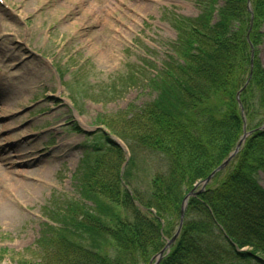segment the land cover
Masks as SVG:
<instances>
[{"label": "trees", "instance_id": "obj_1", "mask_svg": "<svg viewBox=\"0 0 264 264\" xmlns=\"http://www.w3.org/2000/svg\"><path fill=\"white\" fill-rule=\"evenodd\" d=\"M198 2V18L175 19L178 37L165 45L162 65L142 59L154 74L141 69L114 81L108 92L113 97L132 88L156 97L97 118L102 129L87 134L73 175L77 195L68 196L58 218L47 215L40 263L22 257L18 264H150L176 234L185 197L233 152L245 121L248 131L264 125V0L252 2V27L248 0ZM74 131L82 133L78 126ZM111 137L162 159L160 172L151 168L146 190L129 183L137 166L134 151L121 176L126 156ZM260 174L264 130L189 200L181 234L160 264H264Z\"/></svg>", "mask_w": 264, "mask_h": 264}, {"label": "rangeland", "instance_id": "obj_2", "mask_svg": "<svg viewBox=\"0 0 264 264\" xmlns=\"http://www.w3.org/2000/svg\"><path fill=\"white\" fill-rule=\"evenodd\" d=\"M200 12L196 0H0V264L22 257L40 263L42 216L58 218L77 195L73 175L89 141L73 123L94 133L101 115L154 99L139 88L108 92L139 71L144 51L163 60L162 44L177 37L175 16L196 19ZM259 48L264 67V37ZM126 146L137 156L129 183L144 191L151 168L157 174L164 163ZM214 178L203 191L201 181L196 195ZM258 179L264 188V174Z\"/></svg>", "mask_w": 264, "mask_h": 264}, {"label": "water", "instance_id": "obj_3", "mask_svg": "<svg viewBox=\"0 0 264 264\" xmlns=\"http://www.w3.org/2000/svg\"><path fill=\"white\" fill-rule=\"evenodd\" d=\"M264 129V127L260 128V130ZM253 132H247L246 129V125H245V129H244V134L242 136V138L240 139V141L238 142L234 152L229 156V158L215 171L213 172L204 182L201 183L202 185V191L205 189V187L211 182V180L216 176L217 173L221 172L222 170H224L225 168H227L229 166V164L235 159V157L239 154L242 146L244 145L246 139L252 134ZM199 185H197L195 187V189L186 196L183 204H182V214H181V221H180V226L179 229L176 233V235L167 242L166 246L164 247V249L158 253L150 262V264H160L162 262V260L164 259V257L166 255H168L170 253V250L173 246V244L176 242V240L178 239L180 232L182 230L183 227V223H184V217H185V213H186V209L188 206V201L190 197H194L196 196V189L198 188Z\"/></svg>", "mask_w": 264, "mask_h": 264}, {"label": "bare ground", "instance_id": "obj_4", "mask_svg": "<svg viewBox=\"0 0 264 264\" xmlns=\"http://www.w3.org/2000/svg\"><path fill=\"white\" fill-rule=\"evenodd\" d=\"M8 108H5L3 111H1V113L3 114V113H5V112H7L8 110H7ZM24 156L25 155H19V159L20 158H24ZM10 190H11V192H12V189L10 188Z\"/></svg>", "mask_w": 264, "mask_h": 264}]
</instances>
